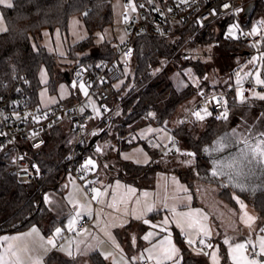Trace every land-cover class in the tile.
<instances>
[{
  "label": "rangeland",
  "instance_id": "374dc122",
  "mask_svg": "<svg viewBox=\"0 0 264 264\" xmlns=\"http://www.w3.org/2000/svg\"><path fill=\"white\" fill-rule=\"evenodd\" d=\"M12 2L14 3V0ZM126 5L128 6L126 7ZM132 5L136 6L135 0H131V4L127 3L126 0H111L112 22L94 33V45L99 46L108 41L118 47L132 36L124 25V15L132 9ZM5 8L0 5V16L3 17L0 20V33L7 28L2 14ZM240 10L242 11V9ZM259 18L261 19V16L255 15L253 20L257 21ZM89 36L90 33L85 25L83 15L74 14L69 18L66 29L60 27H56L53 30L44 28L41 35L38 34L36 38H32V42L34 47H46L50 53L54 54L58 70L72 71L76 63L84 55L90 54L92 51L90 47L85 49L77 48L78 44L85 41ZM218 47L215 43H208L195 49L191 46L186 50L189 53V57L207 61L209 66L207 68L212 65L210 70L208 69L207 74L209 76L207 79L212 87L217 82H226L231 79L229 74H226L227 71L225 69L230 70L234 67L236 73H240L239 78L243 81L248 76L247 74L250 73L245 71L250 61L255 57L254 63L257 64L258 62V53H252L250 57L245 59V62L242 61V57L239 55H235L224 62L222 57L218 55L219 52H222ZM262 56H264V53ZM168 66L172 69L169 63ZM125 70L128 74L130 67L125 66ZM262 70L263 61L253 72L254 78L256 73L259 72L261 79H263ZM70 75L72 79L65 80L57 76L54 77L45 65L40 68L37 91L40 106L49 108L61 101L70 100L72 97H86L84 91L79 87L81 82L79 83L75 79L74 72H70ZM173 76L177 80H181L184 76L186 78L184 79L185 82H191L195 85L199 82V76L193 66H188L182 70V75L179 70L174 71ZM237 79L238 76L236 75L235 83H237ZM124 82L125 79L117 80L113 85L118 89L122 87ZM74 83L76 84L75 87H73ZM208 86H210L209 83L205 85L207 88ZM85 89L89 94L86 85ZM257 92L264 95V90ZM197 98V94H191L187 100L179 105L176 114L162 124L156 122L141 124L135 132L129 135V140L134 143L128 147L119 150L115 143L110 148L101 147L108 142L99 138L95 144V149L89 150L88 153L87 161L91 160L93 162L92 165H89L92 167L91 176L78 178L72 171H67L62 177L60 188L48 189L45 194L46 203L62 219V222L50 234H45L37 224L19 231L1 233L0 254H5L8 243H11L21 255L24 264H33L36 260H39L41 264H47L46 257L49 253L45 257L42 255L38 256L39 251L37 252V250L39 248H45L46 250L52 248L55 250V245L58 242L63 248L57 250L66 256L77 258L80 264H91L90 253L95 250H99L110 264H142L144 260L149 261V264H156L155 259H148V250L152 249L165 236L170 235L178 251L173 260L166 261L165 264H180L182 255L173 232V229L176 228L181 232L186 244L196 253L198 251L193 248V244L197 240H204L206 246L208 244L212 245V247L207 246V248L201 249V252L207 256L209 264H222L223 256L221 251L223 247L227 249L229 263L236 264V261L240 260V254H235L236 261H234L230 245L246 243L249 239L253 241L255 237L254 231L258 227L254 225L252 230V227L249 228L245 224L244 221L247 220V216H242L245 214V209L241 211L240 205H238V208H231L229 204L232 205V203L229 196L219 193L229 204L217 198L218 186L199 178L201 174L198 173L195 167L196 158L194 156L175 153L170 158L164 157L161 161V169L155 173L154 186L140 187L130 184L123 177L118 176V172L114 170L115 167L112 169L113 166H117L121 173H127L130 171L127 168L128 166H126L127 162L144 166L152 164L154 156L151 150H165L173 139L172 129L174 130L179 126H186V128L190 129L192 125H195L194 123L183 124L181 119L183 113L193 105ZM89 103L92 108L99 106V103L91 98ZM105 105L109 107L107 103ZM109 109L111 110L110 107ZM229 116L227 115V117ZM227 123H229L227 135L231 138H238L241 137V134L248 135L249 129L256 133L261 132L258 127L261 126L263 121L259 110L250 106L233 113ZM95 124L92 123L90 126ZM101 127L99 124L97 131L101 132ZM234 130L236 132L235 136H233ZM94 132L88 136V143L92 139ZM96 150H99L101 154ZM179 150L181 152L185 151V146L182 144ZM137 172L140 171L137 170ZM90 186L104 194L97 195L94 192L92 197L89 196L88 188ZM93 197H96V199H93ZM219 203L222 205L220 206ZM110 205L113 206L110 207ZM149 207L152 208V211H147ZM158 210L162 211L159 218L156 221H150L148 216ZM196 210L199 211L197 212ZM189 212L193 213L191 217L181 215ZM77 213H80V215L77 216ZM237 214L242 216V224L230 218L231 215L237 216ZM81 217L90 219V223L86 227L87 233L82 237L76 231V223ZM165 218L168 220L167 225L163 223ZM73 220L75 222L70 226V221ZM130 220L139 221V223L145 220L148 221L146 229L141 236L142 244L140 247L137 246V239L133 236L134 251L133 249L125 250V244H122L118 232L123 228V223ZM194 221H199L200 224H203L210 230L211 235L209 237L204 236L198 227L189 228L188 225ZM177 222H179L180 226H178ZM112 225L116 228L112 227ZM153 225H156V227H153ZM57 228L61 229L59 234L56 233ZM162 228L166 229V231H162ZM39 231L40 233L38 234ZM149 232L154 233L150 240L143 239ZM5 237L9 238L7 242L3 239ZM12 237H18L19 239L13 240L11 239ZM189 239L193 240L194 243L190 245L187 242ZM225 239L229 240L230 243L225 244ZM49 240H52L53 243L49 244ZM25 248L28 249L27 253L24 252ZM213 253L216 257L215 261L213 260Z\"/></svg>",
  "mask_w": 264,
  "mask_h": 264
},
{
  "label": "trees",
  "instance_id": "16d2710c",
  "mask_svg": "<svg viewBox=\"0 0 264 264\" xmlns=\"http://www.w3.org/2000/svg\"><path fill=\"white\" fill-rule=\"evenodd\" d=\"M13 8H5L2 11L6 22V30L0 33V82L12 78L15 75H25L29 80V93L34 104L38 102V73L45 65L55 77L71 80L70 72H74L79 65L91 66L102 60H111L117 55L116 46L110 42L94 45L93 37L97 30L103 29L112 22L111 0H14ZM74 14H82L85 25L90 36L78 44L79 49L90 47V54L84 55L74 66L72 71H60L53 53L46 47H34L32 38L41 35L44 28L51 30L56 27L66 29L69 18ZM264 19V0H259L253 11V16ZM219 23L209 26L202 32L197 33L195 38L188 40L190 31L183 33L182 38L176 43L169 42L162 38L140 37L135 42L134 63L129 65L130 72L127 74L124 84L116 89L114 96L108 101L112 111L109 122L101 123V140L108 143L101 147H112L115 143L119 148L128 147L133 144L129 135L137 130L141 124L156 122L162 124L171 119L177 112L179 105L187 100L191 94H195L200 87L210 84L208 89H219L228 85H235L236 70L225 69L230 80L217 82L212 87L207 78V61L189 57L188 44L191 46H203L208 43H215L222 52L219 57L223 61L231 59L235 55L246 61L250 56L241 43L232 42L224 38V29L219 33L216 27ZM94 49V50H93ZM264 53V41L262 43ZM262 76L264 79V60ZM168 63L172 66L169 68ZM193 66L199 76V82L195 85L185 82L184 76L181 80L175 79L174 71L182 70ZM209 67V66H208ZM246 70V69H245ZM225 72V71H224ZM172 73V76H171ZM222 81V80H220ZM72 97L70 100L60 103H72L79 100ZM248 101V100H247ZM236 99V92L229 95L227 119L210 120L204 123H194L190 129L186 126H179L172 129L173 137H177L185 151L177 150V154L186 155L193 153L196 158L195 167L199 174L208 169V160L204 158V148L216 140L220 135L229 129L227 121L233 115L250 106H256L262 117L263 123L258 129L264 132V100L256 103H247ZM256 102V101H255ZM236 115V114H235ZM197 124V125H196ZM99 132L95 131L94 133ZM75 137L74 125L67 122L62 126L53 129L47 136L46 144L37 152L36 160L42 168L43 178L34 184H21L13 176L4 172L0 178V234L3 232L19 231L31 225H38L45 234L62 222L48 206L45 194L48 189L60 188L62 177L69 167L63 163V158L70 150ZM115 141V142H112ZM91 148L86 147L88 155ZM99 152V150H96ZM181 152V153H180ZM154 160L150 165H136L127 162L129 172H118L119 177L130 181L138 178H152L161 169V161L169 152L165 150H151ZM101 154V153H100ZM139 170L140 172H137ZM144 172V173H143ZM182 177H184L181 174ZM228 193V195H227ZM221 194L229 196L231 202H235L228 189L222 190ZM243 197L250 201L259 213L264 223V189L254 194L243 193ZM162 211L150 214L151 219H156ZM128 228V227H127ZM143 230V227H141ZM174 237L182 255L180 264H209L207 256L196 253L190 248L181 232L174 228ZM131 243L127 242L126 250H130ZM222 264H230L226 254V248H222ZM91 264H110L99 251L90 253ZM47 264H80L75 257L66 256L57 251L49 253L46 257Z\"/></svg>",
  "mask_w": 264,
  "mask_h": 264
},
{
  "label": "built area",
  "instance_id": "2783aa9c",
  "mask_svg": "<svg viewBox=\"0 0 264 264\" xmlns=\"http://www.w3.org/2000/svg\"><path fill=\"white\" fill-rule=\"evenodd\" d=\"M259 0H135L136 10L125 13V27L131 32V37L123 44L116 47L117 55L111 60H102L91 66L79 65L75 71L77 82L84 83L89 90L86 97L72 103H57L49 108L34 104L29 93V80L23 76L15 75L0 82V178L4 172L13 176L21 184H34L42 180V168L36 160L37 152L46 144L48 134L55 128L67 122L74 125L75 137L70 150L63 158V163L69 167L68 171L81 178L91 176L92 167L87 165L88 155L86 147L88 136L96 131L97 126L109 122L112 111L105 104L114 96L116 88L113 83L126 77L125 66L134 63L135 42L140 37L162 38L176 43L182 38L183 33L190 31L188 40L195 38L197 33L211 25L217 24L216 31L224 29V38L241 43L250 56L258 53L257 64L249 63L247 76L239 85H228L219 89L200 87L195 100L182 115L183 124L204 123L218 120L225 109L228 111L229 95L232 91L242 89L245 101L253 96V91L264 90V85H257L253 72L262 62V43L264 41V19L254 21L253 11ZM128 3L129 0H126ZM228 4L230 7L225 8ZM254 5L251 14H246V9ZM143 5V7H140ZM236 9H242L236 14ZM239 29L232 37L228 36V29L233 25ZM253 28H258V34L248 35ZM188 48L191 47L188 44ZM255 45V46H254ZM194 49L197 46H192ZM79 73V75H77ZM215 97L216 99H213ZM94 99L99 106L92 108L89 100ZM211 115H205L203 109ZM200 111L205 118L198 119L193 115ZM92 123H96L90 126ZM170 153L177 152L181 142L173 137L167 146ZM25 169L27 171H25ZM38 169V171H37ZM93 186L88 188L89 196H93ZM90 219L81 217L76 223L77 233H83ZM57 248L61 245L58 243ZM197 253L207 248L206 243L197 240L193 244ZM250 255L251 249L244 251ZM203 254V253H202ZM257 259L259 247L257 246ZM142 264H149L144 260Z\"/></svg>",
  "mask_w": 264,
  "mask_h": 264
},
{
  "label": "snow or ice",
  "instance_id": "6c2138e0",
  "mask_svg": "<svg viewBox=\"0 0 264 264\" xmlns=\"http://www.w3.org/2000/svg\"><path fill=\"white\" fill-rule=\"evenodd\" d=\"M151 2V0H149ZM188 0H181V3H187ZM129 3L131 4V0H129ZM0 5H3L6 8H13V2L12 0H0ZM128 5H126L127 7ZM140 7H143V5H140ZM225 8L230 7V5L225 4ZM132 10H136V6L132 5ZM240 9H236V14L238 15ZM3 17L0 16V20H2ZM239 29V25L233 24L229 29H228V36L232 37L234 32ZM259 29L258 28H253L251 33H248V35H254L258 34ZM255 46V45H254ZM255 57L253 58L250 63H253L255 61ZM260 59L264 60V56H261ZM79 75V73H77ZM248 76H251V73L247 74ZM238 79H237V85L241 83L240 73H237ZM255 83L257 85H264V79H261L260 73L257 72L255 76ZM76 84H73V87H75ZM81 90L84 91V94L87 96L88 93L85 89V85L81 83L79 85ZM253 95L257 97L260 100H264V95H262L259 92L253 91ZM237 96L240 97L241 102L243 103L245 101V96L244 92L242 89L237 90ZM213 99H216L213 97ZM205 115H211V113L207 112V109H203ZM194 116H196L198 119L203 120L205 117L201 115L200 111L194 112ZM227 110L219 115L217 118L218 119H227ZM249 134L247 136H244L241 134V139L238 141L239 143L243 144V147L240 149L239 153L232 157L230 161L227 163L223 162H218L216 169L213 171L212 175L217 176V175H225L227 174L228 177L232 180H236L237 186L240 187L242 190L244 188V183L243 180L238 179V178H247V177H253L255 176L256 172L259 171L261 173H264V132H259L256 133L253 130L249 129ZM236 135L235 130L233 131V136ZM231 142V138L228 137L227 135L220 138L216 142V147L213 149V151L216 152H222L225 148L229 147V144ZM209 151V149H205V152ZM188 156L194 155L193 153H186ZM93 162L91 160L87 161V165H92ZM227 169V172L225 170ZM25 171H27L25 169ZM38 171V169H37ZM264 186V185H262ZM94 192L97 193V195H103L104 193H101L98 189H93ZM134 191V190H130ZM147 195V193H145ZM93 199H96V197H93ZM113 205H110L112 207ZM241 207L243 208L244 205L241 202ZM147 211H152V208L149 207ZM197 212L199 210H196ZM80 213H77V216H79ZM185 217H191L193 213H183L181 214ZM245 216H247V220L244 221L245 224L251 228L252 227V222L255 220V217L249 216L245 212ZM139 219V217H137ZM206 219V217H205ZM243 219V218H242ZM75 221H70V226L74 223ZM144 223H148L147 220L144 221ZM165 225L168 224L167 218L163 221ZM178 226L179 222H177ZM189 228L192 227H198L199 231L204 234V236L209 237L211 235V232L209 229H207L203 224H200L199 221H194L190 223ZM153 227H156V225H153ZM162 231H166V229L162 228ZM183 230V229H182ZM35 231V229H33ZM61 232V229L57 228L56 233L59 234ZM259 232L261 233V236L259 238L258 244H259V256L260 259H257V245L253 243L251 239L246 241V243H235V245H230V250L231 253H233V260L236 261V255L235 254H240V260L236 261V264H264V227L259 229ZM154 235V233L149 232L147 235L143 237L145 240H150V238ZM5 242L9 240L8 237L3 238ZM11 239L16 240L19 239L18 237H12ZM190 245L194 243L193 240L189 239L187 241ZM49 244H52L53 241L49 240ZM201 244H204V240H200ZM225 244H229V240L225 239L224 241ZM208 247H212L211 244L207 245ZM250 248L251 252L250 255H245L244 251L245 249ZM149 256L148 259H155L156 264H165L166 261H172L176 252L178 251L176 246L173 244L171 236L167 235L165 236L162 240L159 241L158 244L154 245L152 249H149ZM24 252L27 253L28 249H24ZM71 254V253H69ZM6 257H11V258H6ZM143 258V257H141ZM213 260H216L215 254L213 253ZM0 264H24V261L21 259V255L14 249V246L11 243H8L7 248L5 249V254H0ZM33 264H41L39 260H36L33 262Z\"/></svg>",
  "mask_w": 264,
  "mask_h": 264
},
{
  "label": "crops",
  "instance_id": "0c3cea01",
  "mask_svg": "<svg viewBox=\"0 0 264 264\" xmlns=\"http://www.w3.org/2000/svg\"><path fill=\"white\" fill-rule=\"evenodd\" d=\"M245 71H247V69ZM247 100H246L247 103H250V104L254 103L255 105L258 101H260V99H258L254 95L252 97L248 98ZM254 107L256 108V106H254ZM96 131H97V129H96ZM228 132H229V129L227 131H225L222 135H220L216 140L209 143L204 148L203 156H204V158H206L208 160L209 165H208L207 171L205 173L199 175V178H201L205 182H209L211 184L217 185L218 186V188H217V196L218 197L217 198L222 199L224 201H226V200L222 196H220L219 193L222 192V190H224V189H228L235 202H231L232 205L229 204L228 201H226V203L229 204V206L231 208H234V207L238 208V205H240L241 211H242V209H245V212H247L248 215L255 217V220L252 222V226L256 225L258 228L256 231H254L255 237L253 239V241H254L253 243L259 247L258 241H259V238L261 236L259 229L264 227V223L261 222L260 217H259V213L256 210V208L254 207V205L250 201H248L247 199H245L243 197V193L245 192V193L254 194L260 190H263L264 186H262V185H264V173L257 171L255 176H253V177L238 178V179L243 180V183L245 185L243 190L237 186L236 180L230 179L227 174L217 175V176L212 175L213 171L217 167L218 162L227 163L228 161L231 160L232 157L236 156L239 153L240 149L243 147V144L238 142L241 139V137H238V138H231L230 137L231 142L229 144V147L225 148L222 152L213 151V149L216 147V142L218 140H220V138L226 136L228 134ZM244 136H247V135H244ZM205 149H209V151L205 152ZM175 153L174 152L169 153L168 155H165V157L170 158L171 156H174ZM190 158H193V157H190ZM112 169H114V166ZM225 172H227V169L225 170ZM155 175L156 174H154L153 177L150 179L143 177V178H138L136 181H130L127 179H125V180L128 181L130 184H134V185H137L140 187L154 186ZM241 202L244 205L243 208L241 207ZM221 205L222 204H220V206ZM158 211H161V210H158ZM242 216L244 217L245 214ZM242 216L237 214V216L231 215L230 218H233L234 220H237L239 224H242L241 223V220L243 221ZM158 218H159V216L156 219H158ZM148 219L152 222L154 220L156 221V219H151L150 215L148 216ZM146 226H147V223H144V222L139 223V221L135 222V220H130L129 222L123 223V228L120 229V231H118V232L120 234V237H121L120 239L122 241V244L123 243L125 244V250H126L127 242H130L131 247H132L131 249H133V251H134L135 247L132 244L133 236H135L137 239V243H138L137 246L138 247L141 246V244H142V239H141L142 237L141 236H142L143 232L145 231ZM112 227L116 228L114 225H112ZM127 227H129V229ZM141 227H143V230L141 229ZM253 228L254 227H252L251 229L253 230ZM90 232H92V231L90 230ZM39 233H40V231L38 232V234ZM86 233H87V229L85 228L83 233H78V234H79V236L82 237V236H85ZM57 244H58V242L55 245V248H56L55 250H53L52 248H48L47 250L45 248H39L37 250V252L39 251L38 256L42 255L45 257L48 253H52L54 251H57V249L63 248L62 246L60 248H57L56 247ZM95 251H99V250H95ZM226 254H227V249H226ZM244 254L246 255L245 252H244Z\"/></svg>",
  "mask_w": 264,
  "mask_h": 264
},
{
  "label": "water",
  "instance_id": "95a60500",
  "mask_svg": "<svg viewBox=\"0 0 264 264\" xmlns=\"http://www.w3.org/2000/svg\"><path fill=\"white\" fill-rule=\"evenodd\" d=\"M253 8H254V5H252V4L249 7H247L246 14H251L253 11ZM247 54H248V52H247ZM102 132L103 131L93 134L92 139L88 143L89 148L95 149V144H96L97 140L101 137ZM173 152L175 153V151H173Z\"/></svg>",
  "mask_w": 264,
  "mask_h": 264
}]
</instances>
